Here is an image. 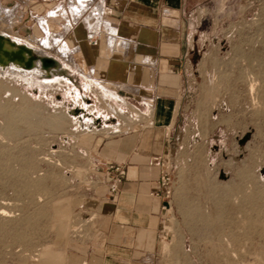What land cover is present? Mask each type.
<instances>
[{
    "label": "rangeland",
    "instance_id": "rangeland-1",
    "mask_svg": "<svg viewBox=\"0 0 264 264\" xmlns=\"http://www.w3.org/2000/svg\"><path fill=\"white\" fill-rule=\"evenodd\" d=\"M94 3L0 0V26L54 58ZM194 24L161 231L134 264H264V0H212ZM84 78L0 69V264H117L99 245L115 186L101 150L150 119Z\"/></svg>",
    "mask_w": 264,
    "mask_h": 264
},
{
    "label": "crops",
    "instance_id": "crops-1",
    "mask_svg": "<svg viewBox=\"0 0 264 264\" xmlns=\"http://www.w3.org/2000/svg\"><path fill=\"white\" fill-rule=\"evenodd\" d=\"M211 1L97 0L85 9L83 19L70 22L66 43L55 44L68 48V54L57 51L54 57L63 74L87 75L80 85L90 84L106 96L114 88L123 90L127 102L135 105L136 100L150 119L101 150L105 163L119 162L125 169L121 182L114 180L117 187L105 196L107 210L98 212L99 245L106 249V259L117 264H134L155 254L167 204L166 188L159 183L161 162L166 161L175 107L185 85L195 16ZM49 27L44 26L47 33Z\"/></svg>",
    "mask_w": 264,
    "mask_h": 264
},
{
    "label": "bare ground",
    "instance_id": "bare-ground-1",
    "mask_svg": "<svg viewBox=\"0 0 264 264\" xmlns=\"http://www.w3.org/2000/svg\"><path fill=\"white\" fill-rule=\"evenodd\" d=\"M74 2L76 3V1ZM7 11L8 10H6V15L12 17L11 10H9V12ZM55 40L57 41V39ZM25 43L28 44L21 43L18 36L17 37H14L13 35L11 36L8 32L3 31L0 26V69L1 70L10 69L11 72H17L21 76H28V72H35L36 75L41 77L42 76L55 77L56 75L62 74V72L59 70L57 66L45 67L43 65L42 57L49 56L48 54L44 53L43 50L51 46V44L46 39L44 41L43 47H38L37 45L35 46L34 43L28 40ZM65 46H60V48L58 49L59 53L65 55L68 54V48H66ZM86 116L83 115V117ZM0 214L3 213L0 212Z\"/></svg>",
    "mask_w": 264,
    "mask_h": 264
},
{
    "label": "built area",
    "instance_id": "built-area-1",
    "mask_svg": "<svg viewBox=\"0 0 264 264\" xmlns=\"http://www.w3.org/2000/svg\"><path fill=\"white\" fill-rule=\"evenodd\" d=\"M107 167L108 170H111L115 174V183L117 184V182H121V180L125 176V169H123L122 164H120L119 162H110L108 163ZM161 168L162 169L159 183H161V185L166 188V195H168L170 186L172 184V168L170 164L165 160L161 162ZM116 187L117 186H114L113 190Z\"/></svg>",
    "mask_w": 264,
    "mask_h": 264
},
{
    "label": "water",
    "instance_id": "water-1",
    "mask_svg": "<svg viewBox=\"0 0 264 264\" xmlns=\"http://www.w3.org/2000/svg\"><path fill=\"white\" fill-rule=\"evenodd\" d=\"M42 61H43V65L45 67H50V66L56 67L57 66L59 68V70L61 71L60 64H59L57 59H55L53 57H49V56H44V57H42Z\"/></svg>",
    "mask_w": 264,
    "mask_h": 264
}]
</instances>
